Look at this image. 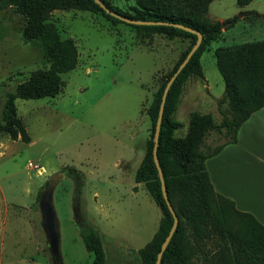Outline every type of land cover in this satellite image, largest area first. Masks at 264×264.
<instances>
[{"label":"rangeland","instance_id":"rangeland-1","mask_svg":"<svg viewBox=\"0 0 264 264\" xmlns=\"http://www.w3.org/2000/svg\"><path fill=\"white\" fill-rule=\"evenodd\" d=\"M110 2L122 10L135 5V0ZM246 11L264 15V0L242 7L235 0L209 4L208 21L238 20L202 53L203 77L190 75L185 81L172 114L182 123L175 136L185 134L190 111L220 119L216 100L224 82L214 50L264 39V18L249 21L242 18ZM49 20L61 37L74 40L78 63L61 74L64 86L56 96L15 99L28 142L0 132V264H93L80 237L82 225L101 235L107 264H143L137 251L153 236L161 211L144 185L135 183L134 172L151 134L148 109L154 93L190 41L163 34L141 41L133 27L86 10L57 9ZM23 24L12 8L0 12V121L6 92L32 71L49 67L40 43L22 36ZM224 140L211 131L205 145ZM53 174H62L52 191L56 252L39 208ZM197 244L193 264H222L227 245L215 230Z\"/></svg>","mask_w":264,"mask_h":264},{"label":"trees","instance_id":"trees-1","mask_svg":"<svg viewBox=\"0 0 264 264\" xmlns=\"http://www.w3.org/2000/svg\"><path fill=\"white\" fill-rule=\"evenodd\" d=\"M100 1L120 15L163 21L166 24L126 23L107 13L95 0H0V12L12 8L15 13L23 16L22 36L26 40H37L49 61L48 68L32 71L12 91L6 92L1 109L0 132L7 133L13 140L19 138L28 142L30 139L25 126L16 113L15 99L56 96L64 86L61 74L73 70L78 63L74 40L61 37L55 24L49 20L54 10L99 12L113 23H125L133 27L141 41L150 40L154 34H163L170 39H188L190 45L162 76L154 93L148 109L151 134L134 173L135 183H143L161 211L156 231L137 251L143 264H156L157 253L171 228L173 216L163 198L158 170L153 160L154 129L163 88L197 39V34L173 23L194 29L201 33L202 40L168 90L156 148L168 199L178 218L176 230L162 253L160 264H193L200 250L197 242L209 237L211 229L227 245V249L222 251V264H264V226L252 214L236 209L232 200L217 193L205 167L208 157L218 153L226 143L236 140L238 128L249 115L264 107V39L221 46L214 50L215 65L224 82L223 94L216 100L220 119L215 121L211 113L190 111L185 134L175 136L174 130L182 127V123L173 119L172 114L185 81L190 75L203 77L200 62L202 53L210 42L219 37L222 30L235 24L238 16L208 21L205 14L212 0H135V5L127 10L113 6L110 0ZM250 1L235 0L241 7ZM242 14V18L249 21L264 18L257 11ZM211 131L222 134L226 140L213 147L206 146L205 139ZM80 237L85 249L93 255L92 263L107 264L98 231L82 225Z\"/></svg>","mask_w":264,"mask_h":264},{"label":"crops","instance_id":"crops-1","mask_svg":"<svg viewBox=\"0 0 264 264\" xmlns=\"http://www.w3.org/2000/svg\"><path fill=\"white\" fill-rule=\"evenodd\" d=\"M205 167L214 190L264 226V107L249 115L236 140L208 157Z\"/></svg>","mask_w":264,"mask_h":264},{"label":"water","instance_id":"water-1","mask_svg":"<svg viewBox=\"0 0 264 264\" xmlns=\"http://www.w3.org/2000/svg\"><path fill=\"white\" fill-rule=\"evenodd\" d=\"M95 2L98 3L100 5V7L103 8L107 13H109V14L117 17L118 19H120L126 23H129V24H136V25L166 24V22H163V21L140 20V19H133L130 17H126V16L120 15L118 13H115V12L109 10L100 0H95ZM173 24L177 27L186 29L192 33L197 34V39H196V42L193 44V46L190 48V50L185 55L184 59L180 62V64L176 68V70L172 73V75L170 76V78L166 82V84L163 88V92H162V96H161V102L159 105L158 115H157V119H156V123H155L154 138H153L154 146H153V151H152L153 160H154V163H155L156 168L158 170V176L160 179V185H161L163 198L165 200V203H166L169 211L171 212V214L173 216V223L171 225V228H170L168 234L166 235V237L164 238L163 242L161 243L160 249L157 253L156 264H160V259H161L162 253L166 249L173 233L175 232L177 222H178V218H177V216L174 212V209H173V207H172V205L168 199V195H167L166 187H165V182H164V178H163V173H162V170L160 168L158 158H157V154H156L158 135H159L160 125H161L164 103H165V99H166V95L168 93V90H169L171 84L173 83L174 79L176 78L178 73L181 71V69L186 65V63L190 59L191 55L197 49V47L199 46V44L202 40L201 33L195 31L194 29L185 27V26H183L181 24H177V23H173ZM61 176H62V174H53L49 178V184H48L47 188L44 191H42L40 196H39V208H40L41 216H42V222L41 223H42L43 228L46 231L49 242L51 244H53V251H55V252L58 251L59 232H58V220H57L56 213L54 211L53 203H52V191H53V188H54L56 181Z\"/></svg>","mask_w":264,"mask_h":264}]
</instances>
